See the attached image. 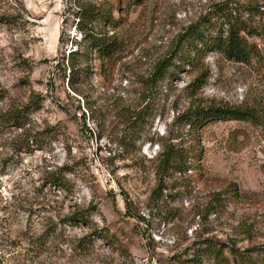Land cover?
I'll use <instances>...</instances> for the list:
<instances>
[{
  "label": "rangeland",
  "instance_id": "rangeland-1",
  "mask_svg": "<svg viewBox=\"0 0 264 264\" xmlns=\"http://www.w3.org/2000/svg\"><path fill=\"white\" fill-rule=\"evenodd\" d=\"M131 3L0 0V18L17 19L0 22V114L38 99L22 128L0 121V264L264 262V16L244 14L262 21L247 63L185 40L194 27L209 43L228 4L264 0ZM89 5L121 19L92 25L119 39L108 58L75 30ZM166 58L170 76L154 84ZM197 107L251 117L206 122L197 170H160L164 150L191 144L182 116ZM206 241L228 263L198 258Z\"/></svg>",
  "mask_w": 264,
  "mask_h": 264
},
{
  "label": "trees",
  "instance_id": "trees-1",
  "mask_svg": "<svg viewBox=\"0 0 264 264\" xmlns=\"http://www.w3.org/2000/svg\"><path fill=\"white\" fill-rule=\"evenodd\" d=\"M133 5L142 4L145 0H130ZM110 7L105 9L96 8L94 6H87L81 10L77 15L78 23L76 24L75 30H78L80 36L87 44L88 50L96 51L97 56L101 58H108L119 48V39L115 33L108 35L101 31H95L92 28L93 24H107L111 28H116L120 25L121 19L114 18ZM113 10V8H112ZM224 12V23L219 29L217 36L212 38V41L205 42V35L200 33L196 28L190 27L189 33L185 40L193 41L195 43H204L206 50H219L228 60L247 63L249 62L252 55L258 54V48L256 45H251L249 39L258 35L259 26H255L249 23L248 20L244 19V14L255 16H264V5L249 3V4H235L230 6L228 4ZM2 24H15L17 19L13 16H2L0 18ZM188 38V39H187ZM197 47V45H195ZM76 55L73 53V56ZM71 68L74 69L77 59H69ZM185 61L186 64H190L196 67L198 59H180ZM173 65L172 59L166 58L158 63L155 67L151 81L157 84L160 81L168 80L170 74L169 69ZM207 78V75H204ZM206 82V81H205ZM38 104V99L33 100L28 106L24 107L23 110L8 111L4 114H0V121L2 125L7 127L10 124L22 128L26 122L29 109L35 108ZM251 114L246 110L221 108V107H210L208 109L197 107L195 110H190L182 116V121L188 126L186 137L188 142L191 144L189 147L176 151L174 148L164 150L159 158H161L160 170H166L170 167V170H184V166L187 160H190L189 168L197 170L199 166L198 161L201 157V148L199 144V131L206 122L213 119H239L248 120ZM60 181L58 177L54 178L51 183ZM57 185L61 186L62 189L67 190L66 185L58 182ZM77 222L88 221L87 216L81 213L76 216ZM202 251H197L198 258L201 252H209L215 256L216 259L228 263L227 259H223V251L215 245H211V242L206 241ZM207 248V249H206ZM230 254L237 256V251L230 249ZM197 258V256H196ZM243 262L246 261L245 255L240 257ZM248 258V256H247ZM264 264V262H262Z\"/></svg>",
  "mask_w": 264,
  "mask_h": 264
}]
</instances>
